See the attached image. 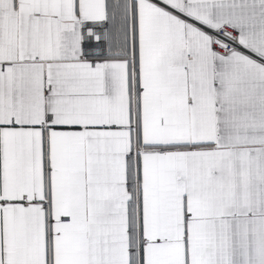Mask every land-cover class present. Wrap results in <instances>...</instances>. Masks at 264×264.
Here are the masks:
<instances>
[{
    "label": "snow or ice",
    "instance_id": "snow-or-ice-1",
    "mask_svg": "<svg viewBox=\"0 0 264 264\" xmlns=\"http://www.w3.org/2000/svg\"><path fill=\"white\" fill-rule=\"evenodd\" d=\"M0 264H264V0H0Z\"/></svg>",
    "mask_w": 264,
    "mask_h": 264
}]
</instances>
